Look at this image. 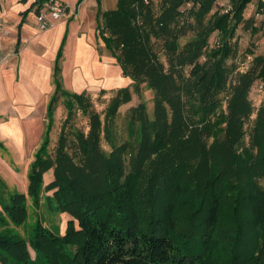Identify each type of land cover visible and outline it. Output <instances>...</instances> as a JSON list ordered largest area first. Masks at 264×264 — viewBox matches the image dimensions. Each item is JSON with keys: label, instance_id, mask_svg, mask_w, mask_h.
Wrapping results in <instances>:
<instances>
[{"label": "trees", "instance_id": "1", "mask_svg": "<svg viewBox=\"0 0 264 264\" xmlns=\"http://www.w3.org/2000/svg\"><path fill=\"white\" fill-rule=\"evenodd\" d=\"M216 1L117 0L98 10V35L132 81L111 93L104 122L89 93L62 88L57 58L49 111L62 96L87 115V130L70 131L68 112L52 154L46 131L27 192L12 194L3 211L23 223L26 199L38 205L52 169L47 199L70 219L63 233L39 218L27 239L0 231V260L29 264L33 251L44 264H264V101L255 108L249 98L256 81L264 93V54L249 47V66L234 78L227 59L251 0L211 12ZM190 30L194 37L180 45ZM213 32L219 39L210 47ZM143 85L154 93L152 119L139 102L131 111L139 138L106 152L101 134L109 140L110 119Z\"/></svg>", "mask_w": 264, "mask_h": 264}, {"label": "crops", "instance_id": "2", "mask_svg": "<svg viewBox=\"0 0 264 264\" xmlns=\"http://www.w3.org/2000/svg\"><path fill=\"white\" fill-rule=\"evenodd\" d=\"M60 1L64 15L40 29L39 0H0V207L12 194L27 192L46 131L51 138L58 57L61 86L69 92L111 94L132 82L98 35V10L115 8L117 0ZM49 174L50 182L53 170Z\"/></svg>", "mask_w": 264, "mask_h": 264}, {"label": "rangeland", "instance_id": "3", "mask_svg": "<svg viewBox=\"0 0 264 264\" xmlns=\"http://www.w3.org/2000/svg\"><path fill=\"white\" fill-rule=\"evenodd\" d=\"M159 1V0H155ZM262 0H251L245 7L243 11V19L237 25L236 33L233 38L235 41L237 52L236 55L227 59V64H234L237 66V69L234 72V78L237 77V71H243L249 66L253 54L247 53V49L251 47L254 50V54H264V10H259V2ZM264 1V0H263ZM230 0H217L214 4V8L211 12L216 9H222L224 4H229ZM231 5V4H230ZM210 12V13H211ZM251 26L256 28L255 32H252ZM194 36L192 30L188 31L187 34L180 37V45H183L186 41L192 39ZM219 39V34L213 32L209 37V45L215 44ZM209 47V48H210ZM156 49L160 50V46H156ZM247 53V54H246ZM160 59L166 64L165 56L160 52ZM189 67H185L183 73L188 74ZM90 95V96H89ZM89 102L91 103L90 109L98 112L102 121L104 122V114L106 107L108 105L109 99L112 94L106 91H101L97 94L89 93ZM154 93L153 90L147 88L143 85L139 95L134 94L133 99L127 104H123L119 107L116 114L110 119L107 127L109 128V140L106 139V136L101 134V145L106 152L115 145H120L123 142H134L139 138L140 134V122L133 121L131 117V111L134 106L139 102L144 103L148 117L152 119L153 117V106H154ZM226 93L221 92L219 98H221L220 110H224L225 107V97ZM249 98L256 108L261 102L264 101V93L261 89V82H254L253 86L250 89ZM68 112L73 113V118L70 125V131H86L87 130V115L78 108V105L66 102L62 96L59 97V107L55 111V116L53 118L54 122L51 128L50 141L47 146V152L49 154L53 153L54 143L56 141L59 126L61 121L67 116ZM254 114L251 115L250 120L252 121ZM60 120V123H59ZM250 121V122H251ZM251 124H247L245 133L243 134L242 142H247L249 130ZM123 157H126V152H122ZM49 170L47 173H44L43 179V189H41L39 203L38 205L33 204V199H26L25 207L27 209V218L23 223H15L9 218L7 213L3 211V206L0 207V231L15 234L18 237L27 239L28 235L33 232V224L36 218L41 220V223L49 227L56 233H63L66 228L67 220L70 219V216L65 215L55 209L53 202L48 201L47 196H51L52 190H45L44 185L49 181L50 176ZM1 175V174H0ZM2 176V175H1ZM11 185V184H10ZM32 260L29 264H44L42 258L35 256L34 252L31 251ZM0 264H17L13 261L0 260Z\"/></svg>", "mask_w": 264, "mask_h": 264}, {"label": "built area", "instance_id": "4", "mask_svg": "<svg viewBox=\"0 0 264 264\" xmlns=\"http://www.w3.org/2000/svg\"><path fill=\"white\" fill-rule=\"evenodd\" d=\"M38 11L36 13L37 25L40 29H46L54 22L58 21L65 12V6L60 0H39ZM188 5V3H187ZM231 8L230 3L224 4L222 12H227Z\"/></svg>", "mask_w": 264, "mask_h": 264}]
</instances>
